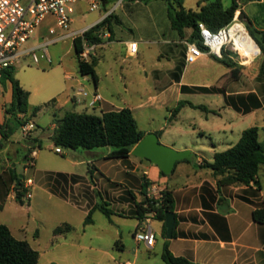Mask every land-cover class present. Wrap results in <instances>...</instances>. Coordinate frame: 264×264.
<instances>
[{"label":"crops","instance_id":"0c3cea01","mask_svg":"<svg viewBox=\"0 0 264 264\" xmlns=\"http://www.w3.org/2000/svg\"><path fill=\"white\" fill-rule=\"evenodd\" d=\"M110 1L108 0L106 3L102 2V10L98 17L84 27L75 30L101 26L106 16L109 14H113L114 16L111 21L112 30L110 31L107 24L105 25L103 30L99 32L101 33L103 42L92 46L89 56L85 60L88 62H91L93 59L96 60L97 84H94L90 76L81 75L79 67L78 73L75 75L73 73L71 75L67 70H64L65 81H72L75 85L65 87L59 94L61 97L59 99L55 98V103L52 105L62 113V116H54V118H62L67 111H72L69 105L74 108L80 103L85 104L86 112H88V106L93 107L94 112H96L93 114L96 115L120 110L124 108V104H121L123 103V99L118 105L115 98H123L124 85L127 87L128 84L132 85L136 82L149 83V85L154 87V90H149L142 96L137 102L136 108H129L133 114L136 110L143 111L154 104L164 106L166 104L165 97L171 90L177 97H182L197 93L183 91V87H215L197 85L188 80L187 76L191 71V64L186 63L185 60V42H191L192 29H186L183 35L177 33L178 37H176L172 32L174 29L170 26L172 30L170 33L171 38H166V32L158 24L152 27H136V33H134V29L132 28L134 23H129L127 26L124 23V2L126 0L117 1L116 7L119 5L121 7L118 15L113 9H109ZM134 2H141V0H134ZM44 38L47 37H41L39 43ZM71 41L73 45V40ZM131 42L138 43L136 54H131L129 51L128 46ZM211 57L213 56L204 55L199 60H209ZM125 61H129L130 64L124 68L123 64ZM163 61H167V63H162ZM91 81L94 84V90L88 94L84 88ZM75 86H78L77 91ZM82 90L87 93V96H84L80 92ZM28 92L30 96L27 116H30L33 109L29 111V102L34 96V90L28 88ZM12 94V84L8 82L5 85L3 95L0 96V124H3L6 118L13 120L12 116H6L5 113V107L12 102ZM96 95H99L98 100H95ZM79 96L90 97L88 104V99L81 100L78 98ZM180 102L188 101L180 100ZM18 116L25 117L23 114H19ZM53 125V131L55 132V124ZM54 132L50 136L51 140ZM144 132L146 134L161 132V136H159L160 142L166 134V131L162 128ZM201 133L200 135H203V132ZM30 135L33 138L32 140L39 139L33 136L31 132ZM11 139L12 137L5 141L4 147L0 149V211L4 210L5 203L9 199H14L19 204L15 198L16 190L12 181L11 171L16 166L14 160L18 155L19 149H22V152L25 153L27 145L25 143H16ZM232 145L228 146L225 150ZM172 147L176 150H190L192 153V150L188 146L173 145ZM212 147V161H208L200 155L196 156V159L193 160L192 154L189 161H180L176 164L174 172L170 177H164L169 175H163L159 168L150 161L140 159L132 154L126 160L118 159L120 162L124 163L125 161L128 163L125 165L126 169L132 167V172L142 171V176L149 179L150 187H158L161 190L167 188L172 192L174 199L173 212L176 219L174 238L168 240L166 237H163V227L161 225L155 231V245L148 247L144 243L135 241V252L134 254L125 256L124 264H165L162 259V253L166 242L174 256L186 258L196 264H264V223H258L253 218L254 210L264 209V178L262 179L264 177V165L258 176L261 188H258L253 183L248 186L242 184L219 186L218 178L214 176L213 171L202 167L205 162H213L216 153L225 151H217L215 145H212ZM48 149L49 151H53L52 145H49ZM98 149H81L83 151H79L80 149H78L72 153L74 157V159L70 160L72 167L77 169L86 164L88 167L86 174L79 173L77 170H45L44 181H41L40 185L36 184L32 178H28L32 180L33 184L27 190L40 189L45 193L49 202L55 201L71 209H82L85 215L99 204V199L105 200L102 194L104 193L107 200H116V202H113L114 208L115 205H119L124 210V213L117 210V212L113 211L114 214L136 218V203L143 199L140 194L141 187L137 186L136 190L132 187L128 188L126 185H130V180H124V178L121 179L115 176V178L111 177L110 172L106 169L110 171L108 162L115 159L107 158L108 149H105V154L98 151ZM13 153H15V156H13ZM38 154L37 150H34L29 156L31 159V166L29 168L35 171H37L38 167ZM57 154L64 155L63 151ZM22 161L24 170L26 171L30 163L25 159V156L22 157ZM14 172L17 173V171ZM180 176L183 179L182 182H178L176 179V177ZM159 177H163L161 184L158 183ZM105 178L108 180V184L103 183ZM26 180L23 179L24 187ZM112 184H116L120 188H124L125 185L128 191H132L135 194V197L124 193L125 189L112 192L114 189L108 188ZM30 194L31 197L28 200L33 199V194ZM19 205L23 207V205ZM63 223H68V221ZM160 223L162 224V222ZM139 224L140 221L132 233L133 238ZM73 230L74 227L66 234H54V236L65 239ZM36 234H38V231H36ZM159 237H162L160 244L158 242ZM118 248L124 252L127 250V246L125 245H118Z\"/></svg>","mask_w":264,"mask_h":264},{"label":"rangeland","instance_id":"374dc122","mask_svg":"<svg viewBox=\"0 0 264 264\" xmlns=\"http://www.w3.org/2000/svg\"><path fill=\"white\" fill-rule=\"evenodd\" d=\"M89 1L80 0L77 3L73 15V23L70 24V30L84 27L100 14L102 1L94 0L98 4V8L94 11L89 10ZM117 1L111 0L109 9H113L118 15L121 7L120 5L116 7ZM200 1L172 0L176 8L182 4L185 8L193 10L197 9ZM212 1L215 0H207V2ZM222 2L224 7L227 8L231 5L232 0H222ZM239 13L244 15L242 20H238L245 27L248 24V18L252 20L255 28L259 29L263 27L260 20L262 16L259 13L256 1L242 0L241 8L237 11L236 15ZM124 23L126 26L129 23H134L132 27L134 33H136V27H152L158 24L166 32V38H171V22L168 17L167 5L163 0H152L149 3L126 0L124 2ZM172 32L178 37L176 30ZM61 33L62 30L57 26L55 18L47 16L41 26L33 33L32 38L22 48L31 47L39 43L41 37H55ZM240 43L242 48H239L240 56H235L234 60H232L237 63L240 69L238 80L231 78L230 68L218 62L214 57H211L209 60L201 59L191 64V71L187 76L188 80L197 85L222 88L224 92L228 93L254 91L258 93L264 103V79L257 78L261 51L257 56H248L245 53V51L247 52V45H244L242 41ZM249 43L253 48L258 49L252 40ZM88 47L91 48L90 46ZM48 49L53 58L52 65H47L44 61L39 65L34 64L29 57H26L21 59L14 67V76L20 82L23 89L28 91V88H32L34 90V96L29 102V111H32L37 106H43V109L30 119V122L36 126L31 133L42 142V147L36 149L39 153L37 158L38 172L29 168L31 162L28 165V169L24 170L22 157L25 156L26 159V151L29 142L33 138L30 134L24 137L21 129L13 134L11 140L16 143H25L27 147L25 153L22 152V149H19L18 155L14 160L16 166L13 168V171H17V174L19 176L22 175L24 179L32 178L39 185L41 181H44L45 170H77V172L82 174H86L88 170L86 164L77 169L73 168L70 160L74 159L72 156L74 150L61 148L64 155L57 154L55 152L56 146L50 138L54 132V116H62V113L52 104H46L52 99H59L61 97L59 94L65 87L75 85L72 81H65L64 70H67L71 75L77 74L78 59L70 39L51 44ZM162 63H167V61H163ZM129 64V61H125L123 64L124 68L128 67ZM7 83L1 84L0 96L3 95ZM75 89L77 91L78 86H75ZM84 90L90 94L94 90L93 82L87 83ZM149 90H154V87L149 85V83L136 82L132 85L128 84L127 87L124 85L123 98H115L116 104L123 99V103L121 104H124V108H136L137 102ZM78 98L81 100L88 99V104L90 97L79 96ZM180 100L204 106L206 110L193 108L186 104L181 108L177 117L171 118L172 111L177 107ZM165 102L164 106L154 104L143 111L136 110L134 117L137 124L141 130L147 132L160 128L164 129L166 134L161 143L169 147L173 145L188 146L192 150L193 160L196 159V156L200 155L204 159L212 161V145L216 146L217 151H223L228 146L237 143L242 132L253 126L260 128V141L264 143L263 108L248 114L239 113L226 104L224 93L197 92L177 97L171 90L166 95ZM69 106L73 111L86 112L84 103L77 104L74 108L71 105ZM87 111L90 114L96 113L94 112V108L89 106ZM201 132H203V135H200ZM49 145H52L53 151H49ZM79 151L83 150L80 149ZM98 151L106 153L104 148H100ZM13 156H15V153H13ZM108 163L110 171L109 169L106 170L110 172L111 177L130 180V185H126L128 188L132 187L136 190L138 187H141L140 184L143 179L142 171L132 172V167L125 168V165L128 164L127 162L124 161L123 163L118 159L109 161ZM127 171L129 172L127 173ZM164 177H170V175ZM161 179L163 177H159L158 179V183L160 184L162 183ZM176 179L178 182H182L183 180L181 176L176 177ZM103 181L104 184H108L106 178ZM126 187L124 185V188H120L116 184H112L108 188L114 189L112 192L125 189L124 193L130 196ZM29 192L33 194V199H31L32 201L26 199L23 207L17 204L14 199L6 201L4 210L0 211V223L7 225L17 239L27 240L34 249L39 251V264H124L125 256L134 254L136 245H134L135 240L132 233L135 226L139 223L136 218L116 214L108 217L100 210H96L92 214V222L85 224L87 214L85 215L82 209H71L55 201L49 202L45 193L40 189L35 188L29 190ZM102 194L105 200L99 199L98 203L100 205H105L114 212L124 213V210L120 208L121 206L115 205L114 208L113 202H116L115 199L113 201L107 200L105 194ZM66 221L74 227V230L65 239L55 237L54 229ZM151 225L154 231H157L161 225L163 227V224L154 219L153 216ZM36 231H38V234H36ZM118 240H120L119 246H127L125 252L116 245ZM161 241L162 237H159V244Z\"/></svg>","mask_w":264,"mask_h":264},{"label":"trees","instance_id":"16d2710c","mask_svg":"<svg viewBox=\"0 0 264 264\" xmlns=\"http://www.w3.org/2000/svg\"><path fill=\"white\" fill-rule=\"evenodd\" d=\"M107 2L108 0H101ZM149 3L152 0H141ZM167 5L168 17L171 26L179 35H183L186 29H192L191 41L196 42L202 50H206L202 45L199 35L198 25L205 24L210 30L216 32L219 29L229 25L238 10L241 8L242 0H232L229 7H224L222 0L207 2L201 0L196 10L187 9L182 4L176 8L172 0H163ZM256 1L259 13L261 14L262 28H255L253 22L248 18L246 26L248 32L255 40L261 51V61L257 73L258 79H264V0ZM113 14H109L104 19L108 29L111 31V21ZM99 26H95L86 31L83 37H77L73 40L74 51L78 59L79 72L83 76H90L94 84H97L98 78L95 71L96 60L91 62L82 59L81 54L84 51V42L90 47L101 44L103 42L101 33L96 32ZM214 57V56H213ZM218 62L225 64L231 71V78L238 80L240 69L232 59L225 57L218 59ZM6 82L12 84L13 94L12 102L5 107L6 116H12L3 124H0V149L4 147V142L9 140L13 134L19 130L22 125L28 123L31 117L42 110L43 106H37L33 109L30 116L28 114V100L30 93L23 89L20 82L14 76V67L3 69L1 72L0 84ZM183 91L203 92V93H224L226 104L242 114H248L258 109H264V103L257 92H240L228 94L222 88L218 87H183ZM55 103V99L46 105ZM193 108L206 110L204 106L195 105L190 102H180L172 111V118H175L185 105ZM19 114L25 117H19ZM14 122V124H13ZM55 132L52 141L56 148H65L71 150H94L98 148L108 149L107 158L126 160L129 158L132 149L146 135L142 131L134 117L133 112L129 108L102 113L101 115L90 114L87 112L67 111L60 119L54 118ZM161 136V132H157ZM202 134V133H200ZM42 144L39 139L29 142L26 151V160L30 163V155L36 148H41ZM1 159V156H0ZM189 161V160H183ZM264 165V143L260 141V128L257 126L245 129L237 143L232 145L224 152L216 153L213 162H205L202 167L209 168L213 171L215 177L218 178V185L227 184H255L261 188L258 179L260 170ZM12 172V181L15 185L16 201L24 205L25 197L28 190L23 185V179H17L19 175ZM174 172V171H173ZM150 182L147 177H143L140 194L143 199L136 203L135 217L141 222L147 214H152L153 218L162 222L163 237H166V228L164 225L165 213L174 211V199L172 192L167 188L163 190L160 200L147 198ZM130 196L135 194L129 191ZM100 210L106 216L110 217L114 214L112 209L105 205H96L92 208L85 219V224L92 222V214L94 211ZM253 218L256 222L264 223V209H256L253 211ZM176 227V226H175ZM73 227L68 223H63L54 229L55 235L66 234ZM175 237V228L173 238ZM120 240L116 242L118 246ZM162 259L165 264H196L183 257L174 256L168 248L166 242L162 253ZM40 253L34 249L27 240L17 239L11 232L10 228L0 223V264H39Z\"/></svg>","mask_w":264,"mask_h":264},{"label":"built area","instance_id":"2783aa9c","mask_svg":"<svg viewBox=\"0 0 264 264\" xmlns=\"http://www.w3.org/2000/svg\"><path fill=\"white\" fill-rule=\"evenodd\" d=\"M80 0H0V81L1 72L6 68H13L21 61V59L29 57L34 64H40L45 61L47 65L53 64V58L48 47L51 44L74 40L77 37H83L84 33L92 27L82 30H70V24L73 23V15L75 7ZM90 11L98 8V4L94 0H90ZM47 16L55 18L57 26L62 30L60 35L55 37L44 38L41 43L31 47L22 48L31 38L36 29L41 25ZM237 25L243 26L233 32V28ZM199 35L202 45L206 50H202L196 42H185L186 55L185 60L188 64L197 62L204 55L214 56L218 59L228 57L234 60L239 55L237 39L240 36L248 37L260 48L247 31L245 25L238 20V14L233 21L214 32L205 24L198 25ZM84 51L81 54L82 59L86 60L89 56L91 48L85 41ZM131 54H136L138 43L131 42L129 44ZM87 96L85 91H80ZM99 99V95L95 96V100ZM35 128V124L28 122L20 128L24 137H27ZM57 153H62L61 148H56ZM32 180L27 179L25 188L32 186ZM163 190L158 187H149L147 198L160 200ZM31 194L28 191L25 199H30ZM152 214H147L140 222L137 231L134 233V239L138 243H144L148 247H153L156 243V233L152 228Z\"/></svg>","mask_w":264,"mask_h":264},{"label":"water","instance_id":"95a60500","mask_svg":"<svg viewBox=\"0 0 264 264\" xmlns=\"http://www.w3.org/2000/svg\"><path fill=\"white\" fill-rule=\"evenodd\" d=\"M244 15L238 14V19L242 20ZM106 23H102L97 28V32H101ZM11 70L13 68H10ZM131 154L140 158L150 161L156 165L163 175H171L176 167V164L183 160H190L192 153L190 150H175L172 147L166 146L160 142L157 133H147L142 140L132 149ZM22 178L20 175L17 179V185ZM175 214L172 211L165 213L164 225L166 228V239L173 238V231L175 228Z\"/></svg>","mask_w":264,"mask_h":264},{"label":"bare ground","instance_id":"6f19581e","mask_svg":"<svg viewBox=\"0 0 264 264\" xmlns=\"http://www.w3.org/2000/svg\"><path fill=\"white\" fill-rule=\"evenodd\" d=\"M243 28V26H241V25H237V26H235L234 28H233V32H235L237 29H240V28ZM240 41H242L243 42V44L244 45H247V52L245 51V53L248 55V56H252V57H254L258 52H259V50L258 49H255V48H253L251 45H249L250 43H249V41H251L248 37H244V36H240V37H238V39H237V46H238V48H241V43H240ZM242 49V48H241Z\"/></svg>","mask_w":264,"mask_h":264}]
</instances>
